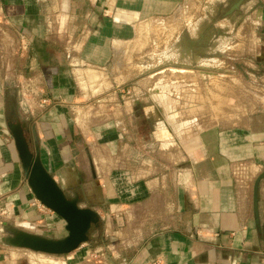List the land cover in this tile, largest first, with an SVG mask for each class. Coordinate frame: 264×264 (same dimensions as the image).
Masks as SVG:
<instances>
[{"label":"crops","instance_id":"obj_1","mask_svg":"<svg viewBox=\"0 0 264 264\" xmlns=\"http://www.w3.org/2000/svg\"><path fill=\"white\" fill-rule=\"evenodd\" d=\"M193 1L0 0V217L8 219L1 231L6 224L40 235L66 228L28 186L6 125L10 95L61 188L104 203L95 204L104 215L101 243L91 239L66 264H264V180L260 227L254 210L264 173V0L244 25L252 29L246 50L237 41L242 26L216 59L200 55L206 13H192ZM159 20L167 26L161 40L149 31ZM148 43L152 52L131 58ZM145 62L149 87L124 95L119 86L132 84V69ZM134 96L132 107L124 102ZM143 97L149 104L138 105ZM160 107L167 118L176 116L173 108L202 109L200 119L211 108L215 122L184 139L199 135L198 147L214 154L193 165L171 146L162 148L153 137ZM135 118L148 122L150 153L132 141ZM42 256L0 243V264L56 263Z\"/></svg>","mask_w":264,"mask_h":264},{"label":"water","instance_id":"obj_2","mask_svg":"<svg viewBox=\"0 0 264 264\" xmlns=\"http://www.w3.org/2000/svg\"><path fill=\"white\" fill-rule=\"evenodd\" d=\"M149 102L148 97H143L139 100L141 105L149 104ZM161 109L164 110L154 116L155 121L158 119L159 129L157 135L153 133V137L154 135L156 136L155 140L161 144L162 148L171 146L180 155L178 158H186L187 160L184 162L193 165L208 159L210 154L215 152L209 151L208 154L199 153L202 149L200 148L201 146L198 147L199 144H196L200 138L199 135H195L193 139L191 137H189V140L184 139L186 134L196 132L215 122L211 108L206 109L209 114L202 119L199 117V112H203L202 109L188 108L189 111L183 113L184 111H179L183 108L176 110L173 108L172 112L176 111V116L168 118L167 107H160ZM182 116H185L187 125ZM5 119L7 129L15 141L28 186L44 207L65 221L67 235L61 239H52L6 224L2 230L0 243L8 248L27 250L45 255H70L91 241L92 230L100 228L102 217L100 213L92 208H83L81 206L83 199L78 194L71 196L61 188L43 163L41 144L37 132L34 129L33 142L30 138V126L21 119L16 98L10 95H7ZM193 143L195 144L194 146L191 145ZM263 180L264 173L257 180L254 190V210L258 227H260L259 192Z\"/></svg>","mask_w":264,"mask_h":264},{"label":"rangeland","instance_id":"obj_3","mask_svg":"<svg viewBox=\"0 0 264 264\" xmlns=\"http://www.w3.org/2000/svg\"><path fill=\"white\" fill-rule=\"evenodd\" d=\"M221 0H194L192 3H194L195 5H192V8H191V12L192 13H194V14H200V13H202V12H204V13H206V10H210V13H212V11H213V8H214V6H216L219 2H220ZM258 8H261V11H262V9H263V6H262V2H261V4H260V2L258 3L257 2V7H256V9H258ZM255 9V10H256ZM186 12H188L187 10H186ZM253 13V11L251 12V14ZM251 14L249 15V16H251ZM248 16H245V21H246V19H248L247 18ZM252 17V16H251ZM243 22V24L240 26V28L242 27V26H244L247 22ZM248 21V20H247ZM199 22H197L196 23V25L198 24ZM201 23H203V22H201ZM225 23H228V22H226L225 21ZM229 24V23H228ZM187 25H188V27H192V21H188L187 22ZM247 25V24H246ZM239 28V29H240ZM174 29V28H173ZM242 29V31L241 32H239L238 34H239V37H237V41H238V44H240V46L241 45H243V47L241 46V51H245L246 50V47H247V44H246V41H250V38L249 37H247V34H251V32H250V30H252L251 29V26L249 25V27L248 26H244L243 28H241ZM160 38V40L161 39H163L164 38V36H162V38L161 37H159ZM207 46H206V49L207 50H210V49H214V50H220V51H222L223 53H225L226 54V50H227V46H229L230 45V43H232V41L230 40V39H233V38H230V37H224L223 38V40H221L220 41V39L221 38H219L218 37V35H212V36H208L207 38ZM165 40V39H164ZM161 41L160 43H159V48H161L165 43H166V41ZM221 42H223V44H221ZM227 42H229V43H227ZM152 44L153 43H148V44H146L144 47H146L147 46V48L146 49H143V48H139V50L138 51H135V53H134V57H133V59L134 58H136V57H143L146 53H149V52H152L153 50H154V48L152 49V50H150L149 52H146V50L148 49V48H152ZM156 44H158V43H156ZM155 45V44H154ZM199 46V43H197L196 45H195V48L194 49H196V46ZM239 46V47H240ZM200 47H203V45L201 44V46ZM156 48V47H155ZM146 52V53H145ZM229 56H230V54H229ZM158 61H160L161 62V60H158ZM145 63H147V62H145ZM149 63V62H148ZM141 65V64H140ZM139 65V67L138 68H134V69H132V71L134 70V75H132V72H131V75H132V77H131V83L132 84H127V85H125V88H124V85H120L119 86V88H120V90H124L125 91V94L124 95H127L128 94V92H126L129 88L130 89H134V87L136 88V87H138V85H145V87L146 88H148L149 86H148V83H149V81L151 80V79H149V77H150V71H151V69L152 68H150V67H147V68H145L144 70L142 69V67ZM142 70V71H140V70ZM138 72H142L141 74H143V77L144 78H147V79H144V80H141V79H139L140 77V73H138ZM147 80V81H146ZM154 80V79H153ZM108 82H110L109 80H108ZM87 83V84H86ZM86 83L84 84L85 85V87L86 88H88V90L90 89V87L89 86H87L88 84L89 85H91V83L89 82V80H87L86 81ZM121 84H124V83H121ZM114 82L113 81H111V83H110V87H109V89L111 88V91H110V94L111 93H114L115 92V89H114ZM85 87L83 88V92H85ZM145 89V88H144ZM85 94V93H84ZM109 95V94H108ZM138 97V96H137ZM136 96H134L133 98H128V97H126L125 99H124V102L125 103H127V105H129V106H131L132 107V104H133V101H135V99L137 98ZM84 98H86V99H84ZM109 98V97H108ZM83 99L84 100H82L81 102H82V104H87L86 105V107H88V105H90L89 103L91 102V99H88V97L86 96V95H84L83 96ZM137 103H138V105H139V101H137ZM124 106V105H123ZM121 107H122V105H121ZM123 108V107H122ZM134 108H135V105H134ZM124 109V108H123ZM88 110V109H87ZM125 122H127V125H128V123H129V120L127 119ZM114 124V122H112L110 125H113ZM109 125V128H111V126ZM147 132L148 133H150V129H147ZM128 141V140H127ZM132 141H133V143H134V139H133V137H132ZM133 146H134V144H132ZM132 145H131V147H132ZM72 196V195H71ZM84 197H86V196H84ZM84 197H81L83 200H82V204H81V206L83 207V208H92V209H94V210H96V211H99L98 213H100V215H101V217H102V224H103V222H104V215H102L101 214V211L102 210H99V207H101V205L102 204H104L103 202H102V200H99V202H97V203H95V204H101V205H95V204H93V203H91L90 201H88L87 199H85ZM106 207H107V205H106ZM47 212H49V211H47ZM52 212V211H51ZM5 220H8L7 219V215L6 216H4V217H0V236H1V234H2V231H1V229L4 227L3 226V224H4V221ZM101 224V226H100V228H95V229H93L92 230V234H91V239H93V238H96V240H97V243H101V240H102V237H103V225ZM41 235H43V236H46V237H49V238H52V239H61V238H64L66 235H67V232H66V230L64 231H61V232H56V231H54V232H49V233H47L46 232V234L44 235V234H41ZM94 240V239H93ZM92 240V241H93ZM89 243H91V241L89 242ZM89 243H86V244H84V245H87V246H89L90 244ZM79 250V249H78ZM76 252V251H75ZM67 256H69V255H66V256H53V257H49V258H51L53 261H55L56 263H53V264H66V257ZM58 261V262H57ZM49 262V261H48Z\"/></svg>","mask_w":264,"mask_h":264},{"label":"flooded vegetation","instance_id":"obj_4","mask_svg":"<svg viewBox=\"0 0 264 264\" xmlns=\"http://www.w3.org/2000/svg\"><path fill=\"white\" fill-rule=\"evenodd\" d=\"M258 0H221L214 6L212 13L208 9L204 17L202 26L206 27L207 35H218L221 40L224 37L233 38V35L245 21V16L251 14L257 7ZM259 3V2H258ZM247 17V18H248ZM228 22V23H225ZM247 21V19H246ZM245 21V22H246ZM223 44V42H221ZM203 47L201 48L200 55L209 58H221L225 54L220 50L210 49L207 50V39L202 40ZM198 54V53H197ZM199 55V54H198ZM140 114V111L139 113ZM134 126V144H136L142 151L146 150L150 153L151 142L148 139L149 125L147 121L137 122L136 118L133 120ZM139 150L135 153V159L141 157Z\"/></svg>","mask_w":264,"mask_h":264},{"label":"bare ground","instance_id":"obj_5","mask_svg":"<svg viewBox=\"0 0 264 264\" xmlns=\"http://www.w3.org/2000/svg\"><path fill=\"white\" fill-rule=\"evenodd\" d=\"M192 5H195L194 3H192V4H190L188 7H190V8H192ZM185 13V9H182L180 12H179V14L177 15V17L179 18V16L181 17L183 14ZM177 17H176V19H177ZM166 22L165 21H155L154 23H153V25H152V27L150 28V30L149 31H151L150 33L151 34H153V35H156L157 37L159 36V37H161L162 38V36H163V33H166L164 30L165 29H167V26H166V24H165ZM177 24L176 22H174V21H172L170 24ZM178 26V25H177ZM141 34V33H140ZM156 40H157V38H156ZM158 41V40H157ZM156 45V44H155ZM119 54L120 53H117V58L119 57L120 58V60H119V58H118V65H120L121 63H122V61H123V55L122 56H119ZM157 54V53H156ZM125 57H126V55H124ZM155 56V55H154ZM134 57V54L133 55H131V58H133ZM222 57H224V56H222ZM221 57V58H222ZM147 58V57H146ZM149 60H151V59H149ZM141 63H143V62H141ZM150 64V63H149ZM146 66H148V63H144L143 65H141V67H142V69L144 70V68L146 67ZM122 69V72L125 74V75H127V69H126V67L124 66V65H122V67H121ZM173 104V103H172ZM179 111H181V112H183V113H186V112H188L189 110L187 109V110H183V109H181V110H179ZM186 111V112H185ZM183 117V119H184V121H185V124H186V118H185V116H182ZM190 121L193 123V120L190 118ZM187 125V124H186ZM210 126V125H209ZM209 126H207V127H209ZM207 127H205V128H202V129H199L200 131H199V134H200V132L201 131H203L204 129H206ZM206 137H208V136H205L204 137V139L206 140V141H208L207 139H206ZM206 153V154H208V152L209 151H215V149H201L200 150V152L199 153ZM60 218V217H59ZM63 220V219H62ZM64 221V220H63ZM65 222V221H64ZM37 254H40V253H37ZM45 255V254H44ZM49 257H53V256H51V255H46V256H42V258H44L43 260H46V261H51V258H49ZM47 264H49V263H47Z\"/></svg>","mask_w":264,"mask_h":264},{"label":"built area","instance_id":"obj_6","mask_svg":"<svg viewBox=\"0 0 264 264\" xmlns=\"http://www.w3.org/2000/svg\"><path fill=\"white\" fill-rule=\"evenodd\" d=\"M44 208H46V207H44ZM152 264H164V262L162 260H157V261L153 262Z\"/></svg>","mask_w":264,"mask_h":264}]
</instances>
